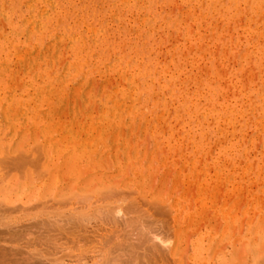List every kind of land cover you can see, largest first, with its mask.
<instances>
[{
	"label": "rangeland",
	"instance_id": "1",
	"mask_svg": "<svg viewBox=\"0 0 264 264\" xmlns=\"http://www.w3.org/2000/svg\"><path fill=\"white\" fill-rule=\"evenodd\" d=\"M263 17L264 0H0V264L261 260Z\"/></svg>",
	"mask_w": 264,
	"mask_h": 264
},
{
	"label": "bare ground",
	"instance_id": "2",
	"mask_svg": "<svg viewBox=\"0 0 264 264\" xmlns=\"http://www.w3.org/2000/svg\"><path fill=\"white\" fill-rule=\"evenodd\" d=\"M247 3H249V2L247 1ZM201 4H202V3H201ZM234 5H235V4H234ZM261 5H262V4H261ZM252 8H253V7H252ZM57 10H58V9H57ZM256 11H257V10H256ZM61 12H62V11H61ZM64 14H65V13H64ZM263 18H264V17H263ZM57 22H58V21H57ZM88 23H89V22H88ZM258 27H259V26H258ZM93 29H94V28H93ZM94 30H95V29H94ZM94 32H95V31H94ZM260 33H261V32H260ZM82 38H83V37H82ZM29 41H30V40H29ZM16 46H17V45H16ZM109 57H110V56H109ZM248 62H249V61H248ZM171 63H172V62H171ZM217 63H218V62H217ZM81 64H82V63H81ZM86 64H87V63H86ZM72 77H73V76H72ZM129 79H130V78H129ZM254 79H255V78H254ZM252 80H253V79H252ZM200 82H201V81H200ZM263 83H264V82H263ZM8 86H9V85H8ZM64 87H65V86H64ZM263 89H264V88H263ZM7 90H8V89H7ZM122 92H123V91H122ZM258 97H259V96H258ZM249 102H250V101H249ZM215 103H216V102H215ZM224 103H225V102H224ZM250 103L253 104L252 102H250ZM251 104H250V105H251ZM217 105H218V104H217ZM227 105H228V104H227ZM229 105H230V104H229ZM222 106H224V105H222ZM222 106H221V107H222ZM242 106H243V105H242ZM256 106H257V105H256ZM215 107H216V106H215ZM217 107H218V106H217ZM227 107H228V106H227ZM251 107H252V106H251ZM263 107H264V106H263ZM233 108H234V107H233ZM233 108H232V109H233ZM252 108H253V107H252ZM257 108H258V107H257ZM121 109H122V108H121ZM190 109H191V108H190ZM218 109H219V108H218ZM221 109H222V108H221ZM227 109H228V108H227ZM234 109H235V108H234ZM234 109H233V110H234ZM250 109H251V108H250ZM214 110H215V109H214ZM237 110H238V109H237ZM252 110H254V109H252ZM258 110H259V108H258ZM229 111H230V110H229ZM234 111H235V110H234ZM262 111H263V110H262ZM227 112H228V111H227ZM245 112H246V111H245ZM252 112H254V111H252ZM248 113H250V112H248ZM260 113H261V112H260ZM110 114H111V113H110ZM197 114H198V113H197ZM197 114H196V116H197ZM202 114H203V113H202ZM212 114H213V113H212ZM234 114H235V113H234ZM237 114H238V113H237ZM252 114H253V113H252ZM112 115H113V112H112ZM254 115H255V112H254ZM259 115H260V114H259ZM198 116H200V112H199V115H198ZM226 116H227V115H226ZM235 116H236V115H235ZM112 117H113V116H112ZM218 117H219V116H218ZM223 117H224V116H223ZM263 117H264V116H262V118H263ZM198 118H199V117H198ZM227 118H228V117H227ZM248 118H250V116H249ZM262 118H260V119H262ZM221 119H222V117H221ZM225 119H226V118H225ZM245 120H246V119H245ZM258 120H259V119H258ZM258 120L255 119V121H258ZM183 121H184V120H183ZM216 121H217V120H216ZM232 121H233V120H232ZM255 121H253V122H254V123H257V122H255ZM259 121H260V120H259ZM263 121H264V119H263ZM218 122H219V120H218ZM176 123H177V122H176ZM219 123H221V122H219ZM229 124H232V122H230ZM246 124H247V123H246ZM224 125H225V124H224ZM261 126H262V125H261ZM263 126H264V125H263ZM49 128H50V127H49ZM255 128H256V127H255ZM221 129H222V128H221ZM257 129H259V128L257 127ZM262 129H263V128H262ZM263 130H264V129H263ZM51 131H52V130H51ZM218 131H219V130H218ZM220 131H222V130H220ZM220 131H219V132H220ZM225 131H226V129H225ZM59 132H60V131H59ZM100 133H101V132H100ZM220 133H221V132H220ZM256 133H259V132H256ZM224 134H225V132H224ZM236 134H237V133H236ZM37 135H38V134H37ZM37 135H36V136H37ZM205 137H206V135H205ZM205 137H204V138H205ZM258 138H259V137H258ZM22 139H23V138H22ZM54 140H55V139H54ZM205 140H206V139H205ZM6 143H7V142H6ZM19 143H20V142H19ZM22 143H23V142H22ZM22 143H21V144H22ZM77 143H78V142H77ZM21 144H20V145H21ZM20 145H18V147H19ZM64 145H65V144H64ZM57 147H58V146H57ZM59 148H60V147H59ZM197 148H198V147H197ZM11 149H13L12 146H8V150H9L8 152H11ZM17 149H18V148H17ZM56 149H57V148H56ZM3 150H4V149H3ZM3 150L1 149V151H3ZM37 150H38V149H37ZM81 150H82V152H84V151H83L84 148H82ZM223 150H224V149H223ZM223 150H222V151H223ZM224 151H225V150H224ZM224 151H223V152H224ZM226 151H227V150H226ZM226 151H225V152H226ZM4 152H5V151H4ZM21 152H22V151H21ZM44 152H45V151H44ZM60 152H61V151H60ZM208 152H209V151H208ZM208 152H207V153H208ZM6 153H7V151H6ZM58 153H59V152H58ZM128 153H129V152H128ZM209 153H210V152H209ZM221 153H222V152H221ZM202 154H203V153H202ZM210 154H211V153H210ZM9 156H10V155H9ZM90 156H91V155H90ZM41 157H42V156H41ZM78 157H79V156H78ZM208 157H209V156H208ZM208 157H207V154H206V158H208ZM211 157H213V156H211ZM211 157H210V158H211ZM219 157L221 158V155H220ZM29 158H31V157H29ZM57 158H58V157H57ZM216 158H218V157H216ZM216 158H215V159H216ZM222 158H223V157H222ZM245 158H246V157H245ZM261 158H262V157H261ZM32 159H33V157H32ZM79 159H80V158H79ZM218 159H219V158H218ZM218 159H217V160H218ZM226 159H227V158H226ZM30 160H31V159H30ZM38 160H39V159H38ZM57 161H58V160H57ZM214 161H215V160H214ZM40 162H41V160H40ZM216 162H217V161H216ZM222 162H223V161H221V163H222ZM9 163H10V162H9ZM33 163H34V162H33ZM45 163H46V162H45ZM211 163H213L212 166L215 167V166H214L215 162L211 161ZM218 163H219V162H218ZM39 164H40V166H41L42 169H45V171H44V170H42V171H44V172H47V171H48V166H46V168H45V165H46V164L41 165V163L38 162L37 166H38ZM97 164H98V163H97ZM219 164H220V163H219ZM219 164H218V165H219ZM9 165H10V164H8V166H9ZM218 165H216V168H217ZM223 165H224V164H222V166H223ZM247 165H248V166L246 167V169H250V168H252V164L247 163ZM250 165H251V166H250ZM24 166H26V165H24ZM28 166H29V165H28ZM42 166H43L44 168H43ZM224 166H226V164H225ZM224 166H223V167H224ZM249 166H250V167H249ZM218 167H219V166H218ZM49 168H50V166H49ZM13 169H14V168H13ZM32 169H33V168H31V170H32ZM66 169H67V168H66ZM102 169H103V168H102ZM27 170H28V169H27ZM31 170H30V172H32ZM37 170L39 171V170H41V169L39 168V169H37ZM74 170H75V169H74ZM217 170H218V169H217ZM219 170H221V169L219 168ZM223 170H224V169H223ZM245 171H247V170H245ZM30 172H28V173H30ZM49 172H50V171H49ZM222 172H224V171H222ZM222 172H221V173H222ZM23 173H24V171H23ZM28 173H27V175H28ZM215 173H216V170H215ZM217 173H218V172H217ZM8 174H9V173H8ZM48 174H49V173H48ZM82 174H83V173H82ZM23 175H24V174H23ZM23 175H22V176H23ZM34 175H35V174H33V175L30 176V174H29V175L26 176V177H32V176H34ZM221 175H222V174H219V177H221ZM3 176H4V175H3ZM7 176H8V175H7ZM196 176H197V175H196ZM216 176H217V175H216ZM11 177H12V176H11ZM80 177H81V176H80ZM6 178H7V177H6ZM6 178H5V179H6ZM23 178H24V177H23ZM33 178H34V177H33ZM217 178H218V176H217ZM227 178H228V176H227ZM227 178H226V179H227ZM5 179L2 177V178L0 179V182L2 183ZM218 179H219V178H218ZM228 179H229V178H228ZM10 180H11V179H10ZM14 180H15V179H14ZM16 180H17V178H16ZM19 180H20V179H19ZM26 180H28V178H27ZM31 180H33V179H31ZM55 180H56V178H55ZM223 180H224V179H223ZM11 181H12V180H11ZM28 181H29V180H28ZM9 182H10V181H9ZM22 182H23V181H22ZM35 182L37 183V181L33 180V181L29 182V183H25L24 185H20V191H21V186L24 188V187L28 186L30 183L34 185ZM1 183H0V184H1ZM13 183H14V186H13V187H12V186H9V185L6 186V185H4V184L0 185V199H2L3 197H4V198L7 197L6 194H9L10 192H12V189H13V191H15V190L17 189V188H16V187H17V186H16L17 181H16V182H13ZM102 183H103V182H102ZM54 184H55V183H54ZM86 184H87V183H86ZM91 185H92V184H91ZM50 187H51V186H50ZM128 187H129V186H128ZM15 188H16V189H15ZM35 188H36V187H33L32 189H35ZM110 188H111V187H110ZM14 189H15V190H14ZM25 189H26V188H25ZM32 189H31V191H29L30 194H31L32 191H33ZM36 189H38V188H36ZM99 189H101V188L99 187ZM260 189H262V188H260ZM22 190H23V189H22ZM92 190H93V189H92ZM102 190H103V189H102ZM20 191H19V194H20ZM36 191H37V190H36ZM87 191H88V190H87ZM89 191H91V190H89ZM34 192H35V190L33 191V194H34ZM72 192H73V191H72ZM111 192H112V191H111ZM48 193H49V192H48ZM86 193H87V192H86ZM93 193H94V192H93ZM163 193H164V192H163ZM2 194H3V195H2ZM15 194H16V193H15ZM49 194H51V193H49ZM68 194H69V193H68ZM88 194H89V193H88ZM90 194H91V193H90ZM71 195H72V194H71ZM133 195H134V194H133ZM163 195H164V194H163ZM1 196H2V198H1ZM11 196H12V195H11ZM11 196H9V197H11ZM13 196H15V195H13ZM73 196H74V195H73ZM80 196H81V194H80ZM82 196H83V195H82ZM87 196H89V195H87ZM90 196H91V195H90ZM9 197H8L9 201H6V202H5V201L2 202V200H4V198H3V199L0 201V206L5 205V203L10 202L12 198L10 199ZM129 197H130V196H129ZM17 198H18V197H17ZM27 198H28V196H27ZM31 198H32V197H31ZM36 198H37V197H36ZM36 198H35V199H36ZM92 198H93V197H92ZM99 198H100V197H99ZM24 199H26V196H25ZM129 199H130V198H129ZM29 200H30V199H29ZM33 200H34V199H33ZM36 200H37V199H36ZM74 200H75V199H74ZM155 200H156V199H155ZM13 201H14V200H13ZM22 201H23V200H22ZM38 201H39V200H38ZM46 201H47V200H46ZM87 201H88V200H87ZM89 201H90V200H89ZM34 202H35V201H34ZM92 202H93V201H92ZM2 203H3V204H2ZM22 203H23V202H22ZM68 203H69V201H68ZM93 203L95 204V202H93ZM97 203H98V202H97ZM103 203H104V202H103ZM109 203H110V202H109ZM167 203H168V202H167ZM17 204H18V202H17ZM31 204H32V203H31ZM31 204H30V205H31ZM43 204H44V203H43ZM64 204H65V203H64ZM78 204H79V203H78ZM203 204H204V203H203ZM12 205H13V204H12ZM12 205H11V206H12ZM15 205H16V204H15ZM27 205H29V203H28ZM100 205L102 206V204H100ZM100 205H99V206H100ZM5 206H6V205H5ZM7 206H8V204H7ZM9 206H10V205H9ZM25 206H26V205H25ZM42 206H43V205H42ZM52 206H53V205H52ZM83 206H84V205H83ZM88 206H89V204H88ZM88 206H87V207H88ZM90 206H91V204H90ZM138 206H139V205H138ZM3 207H4V206H3ZM17 207H18V206H17ZM17 207H16L15 209H17ZM29 207H30V206H29ZM58 207H59V205H58ZM74 207H76V205H75ZM74 207H73V208H74ZM109 207H110V206H109ZM141 207H142V206H141ZM11 208H12V207H11ZM20 208H21V207H20ZM61 208H62V207H61ZM91 208H94V207H91ZM118 208H119V207H118ZM7 209L9 210L10 208H7ZM37 209H39V208H37ZM66 209H67V208H66ZM71 209H72V208H71ZM102 209H103V208H102ZM107 209H108V208H107ZM107 209H105V210H107ZM11 210L13 211L14 208H12ZM11 210H10V211H11ZM24 210H25V209H24ZM56 210H57V209H56ZM98 210H99V209H98ZM116 210H117V207H116ZM152 210H153V209H152ZM16 211H17V210H16ZM63 211H64V210H63ZM73 211H74V210H73ZM73 211H72V212H73ZM81 211H82V209H81ZM118 211H119V209H118L116 212H118ZM120 211H121V210H120ZM169 211H170V209H169ZM7 212H8V211H7ZM14 212H15V211H14ZM18 212H19V211H18ZM21 212H22V210H21ZM37 212H38V211H37ZM55 212H57V211H55ZM83 212H84V211H83ZM83 212H82V213H83ZM0 213H1V212H0ZM68 213H70V212H68ZM74 213H75V211H74ZM78 213H79V212H78ZM88 213H89V212H88ZM90 213H91V212H90ZM112 213H113V212H112ZM112 213H110V215H112ZM10 214H11V213H10ZM33 214H34V213H33ZM72 214H73V213H72ZM85 214H86V213H85ZM85 214H84L83 216H85ZM96 214H97V213H96ZM98 214H99V213H98ZM113 214H114V213H113ZM140 214H141V213H140ZM11 215H12V214H11ZM57 215H60V214H57ZM62 215H63V214H62ZM142 215H143V214H142ZM45 216H46V215H45ZM74 216H75V215H74ZM81 216H82V215H80V217H81ZM122 216H123V215H122ZM128 216H129V215H128ZM2 217H3V216H2ZM4 217H5V216H4ZM46 217H47V216H46ZM48 217H51V216H48ZM89 217H90V215H89ZM101 217H102V216H101ZM110 217H111V216H110ZM137 217H138V216H137ZM141 217H142V216H141ZM163 217H164V216H163ZM187 217H188V216H187ZM37 218H38V217H37ZM40 218H41V217H40ZM52 218H53V217H52ZM84 218H85V217H84ZM84 218H83V219H84ZM86 218H87V217H86ZM91 218H92V217H91ZM115 219H116V218H115ZM178 219H179V216H178ZM40 220H41V219H40ZM78 220H79V219H78ZM86 220H87V219H86ZM112 220H113V219H112ZM112 220H111V221H112ZM145 220H146V219H145ZM151 220H152V219H151ZM7 221H8V220H7ZM68 221H69V220H68ZM75 221H76V220H75ZM81 221H82V219H81ZM88 221H89V220H88ZM136 221H137V220H136ZM178 221H179V220H178ZM2 222H3V221H2ZM2 222H0V223L2 224ZM40 222H42V220H41ZM79 222H80V221H79ZM85 222H86V221H85ZM189 222H192V221L189 220ZM5 223H7V222H5ZM140 223H142V222H140ZM161 223H162V222H161ZM8 224H9V223H8ZM76 224H77V222H76ZM114 224H115V223H114ZM70 225H71V224H70ZM73 225H74V224H73ZM140 225H141V224H140ZM165 225H166V224H165ZM191 225H192V224H191ZM191 225H190V226H191ZM1 226H2V225H1ZM4 226H5V224H4ZM4 226H3V227H4ZM11 226H12V225H11ZM48 227H50V226L48 225ZM140 228H141V227H140ZM150 228H151V227H150ZM67 229H68V228H67ZM67 229H66V230H67ZM70 229H71V228H70ZM70 229H69V230H70ZM154 229H155V228H154ZM57 230H58V228H57ZM61 230H62V229H61ZM64 230H65V229H64ZM171 230H172V229H171ZM53 231H54V230H53ZM153 231H154V230H153ZM26 232H27V231H26ZM54 232H55V231H54ZM71 232H72V231H71ZM24 233H25V232H24ZM31 233H32V232H31ZM40 233H41V232H40ZM156 233H157V232H156ZM125 234H126V233H125ZM176 234H177V232H176ZM46 235H47V234H46ZM57 235H58V233H57ZM153 235H154V234H153ZM34 236H35V235H34ZM39 236H40V235H39ZM48 236H49V235H48ZM53 236H54V235H53ZM154 236H155V235H154ZM2 237H3V236H2ZM46 237H47V236H46ZM157 237H159V236H157ZM168 237H169V236H168ZM107 238H108V237H107ZM145 238H146V237H145ZM160 238H161V237H160ZM160 238H159V239H160ZM163 238H164V237H163ZM170 238H171V237H170ZM57 239H58V236H57ZM118 239H119V238H118ZM157 239H158V238H157ZM74 240H75V239H74ZM15 241H16V240H15ZM37 241H38V240H37ZM52 241H53V240H52ZM52 241H50V242L52 243ZM54 241H55V240H54ZM64 241H65V240H64ZM149 241H150V239H149ZM161 241H162V240H161ZM161 241H160V242H161ZM16 242H18V240H17ZM38 242H39V241H38ZM71 242H72V241H71ZM122 242H123V241H122ZM134 242H135V241H134ZM141 242H142V241H141ZM155 242H156V241H155ZM160 242H159V243L157 242L158 244L153 242L152 246H153V245H157V246H153V248H154V249H156V248L159 249L158 247H160V250H161V249H162V248H161V245H162V244H160ZM162 242H164V241H162ZM162 242H161V243H162ZM186 242H187V240H186ZM191 242H192V241H191ZM18 243H20V242H18ZM23 243H24V242H23ZM27 243H28V242H27ZM33 243H34V242H33ZM45 243H46V241H45ZM54 243H55V242H54ZM61 243H62V242H61ZM63 243H65V242H63ZM74 243H76V242H74ZM107 243H108V242H107ZM112 243H113V242H112ZM120 243H121V242H120ZM139 243H140V242H139ZM150 243H151V242H150ZM169 243H170V242H169ZM30 244H31V243H30ZM30 244H29V245H30ZM43 244H44V243H43ZM58 244H59V243H58ZM58 244H57V245H58ZM79 244H80V242H79ZM116 244H117V243H116ZM128 244L130 245V243H128ZM146 244H147V243H146ZM260 244H261V243H260ZM3 245H4V244H3ZM18 245H19V244H18ZM18 245H17V246H18ZM32 245H33V244H32ZM32 245H31V246H32ZM52 245H53V243H52ZM52 245H50V248H51ZM63 245H65V244H63ZM84 245H85V244H84ZM106 245H107V244H106ZM122 245H125V244H122ZM137 245H138V244H137ZM261 245H262V244H261ZM1 246H2V245H1ZM1 246H0V248H1ZM5 246H6V245H5ZM9 246H10V245H9ZM9 246H8V247H9ZM23 246H24V245H23ZM23 246H21V247H23ZM34 246H35V245H34ZM44 246H45V245H44ZM44 246H42V247H44ZM53 246H54V245H53ZM53 246H52V249L54 248ZM60 246H62V244H61ZM65 246H66V245H65ZM69 246H70V245H69ZM111 246H112V245H111ZM119 246H120V245H119ZM119 246H118V247H119ZM125 246H128V245H125ZM165 246H166V244H165ZM176 246H177V245H176ZM184 246H185V245H184ZM3 247H4V246H3ZM73 247H74V246L72 245V248H73ZM78 247H80V246H78ZM78 247H76V246L74 247V248H76V251H77ZM103 247H104V246H103ZM116 247H117V246H116ZM121 247H122V246H121ZM128 247H129V246H128ZM128 247H127V248H128ZM155 247H156V248H155ZM163 247H164V246H163ZM168 247H169V246H168ZM168 247H167V249H168ZM10 248H11V247H10ZM12 248H13V247H12ZM23 248H24V247H23ZM27 248H28V247H27ZM33 248L36 249L35 247H33ZM40 248H41V247H40ZM40 248H39V249L37 248L38 251L41 250ZM46 248H47V246H46ZM50 248H48V252H49V250H51ZM81 248H82V245H81ZM124 248H126V247H124ZM245 248H247V247H245ZM3 249H4V248H3ZM34 249H33V250H34ZM70 249H71V248H70ZM79 249H80V248H79ZM79 249H78V250H79ZM134 249L138 250V249H141V247H140V248H137V246H136V247H134ZM163 249H164V248H163ZM258 249H261V247H258ZM54 250H55V248H54ZM56 250H57V249H56ZM98 250H101V249H98ZM160 250H159V251H160ZM246 250H247V249H246ZM246 250H245V251H246ZM256 250H257V248H256ZM8 251H10V250H8ZM29 251H30V250H29ZM38 251H37V252H38ZM59 251H60V250H59ZM69 251H72V250H69ZM84 251H85V248H84ZM88 251H89V249H88ZM93 251H95V250H93ZM111 251H112V250L109 251V248H108V251H106V252H111ZM115 251H116V250H115ZM117 251H118V250H117ZM138 251H139V250H138ZM161 251H162V250H161ZM168 251H169V250H167V252H168ZM170 251H171V253H172L173 256H177V255H178V254L176 253V252H177V247H176V248H173V250L170 249ZM183 251H184V249H183ZM257 251H259V250H257ZM260 251H261V250H260ZM10 252H11V251H10ZM23 252H24V251H23ZM31 252H34V251H31ZM35 252H36V251H35ZM45 252H46V251H45ZM72 252H73V251H72ZM79 252H80V251H79ZM79 252H78V253H79ZM104 252H105V251H104ZM239 252H240V251H239ZM262 252L264 253V250H263ZM2 253H3V252H2ZM28 253L30 254V252H28ZM55 253H56V252H55ZM73 253H74V252H73ZM112 253H113V252H112ZM114 253H115V252H114ZM117 253H120V251H118ZM117 253L115 254V256L117 255ZM132 253L135 254L134 252H132ZM148 253H149V252H148ZM151 253H152V252H151ZM246 253H247V252H246ZM3 254H4V253H3ZM12 254H13V253H12ZM15 254H16V253H15ZM38 254H39V253H38ZM46 254H49V253H46ZM50 254H51V253H50ZM90 254L93 255L92 252H91ZM98 254H99V252H98ZM101 254H102V252L100 253V255H101ZM105 254H106V253H104V255H105ZM130 254H131V253H130ZM133 254L129 255V256L131 257L130 259H131V263H132V264H134V262H136V261L138 260V258H136V257H135V259H137V260H133V259H134V258L132 257ZM222 254H223V253H222ZM257 254H258V253H257ZM17 255H18V254H17ZM17 255H16V256H17ZM20 255H21V254H20ZM22 255H23V254H22ZM30 255H32V254H30ZM36 255H37V254H36ZM77 255H78V254H77ZM100 255H99V256H100ZM108 255H109V254L107 253V256H108ZM119 255H120V254H119ZM119 255H118V256H119ZM127 255H128V254H127ZM140 255H141V254H140ZM151 255H152V254H151ZM151 255H150V256H151ZM183 255H184V254H183ZM262 255H263V257L260 256V257H258V258L255 260V261H257L259 258L261 259V260H258V262H257L258 264H264V254H262ZM0 256H1V255H0ZM6 256H7V255H6ZM12 256L15 257L14 255H12ZM27 256H28V255H27ZM27 256H26V257H27ZM33 256H34V255H33ZM43 256H44V254H43ZM102 256H103V255H101L100 258H99L98 256H97V257H98V259H101ZM105 256H106V255H105ZM109 256H110V255H109ZM113 256H114V255H113ZM113 256H111V257L113 258ZM118 256H116V257H117V258H116L117 261H115V259H113V260H114V263H113V264H116V263H117V264H120V263L122 264V260H123V259L120 260V259H119L120 256H119V257H118ZM122 256H124L123 253H122ZM122 256H121V257H122ZM129 256H128V257H129ZM18 257H19V256H18ZM28 257H29V256H28ZM35 257H36V256H35ZM46 257H48V255H47ZM51 257H52V256H49V257H48V260H49V258H50V260H51V259H52ZM91 257H92V256H91ZM97 257H96V259H97ZM128 257H127V259H128ZM138 257H139V256H138ZM151 257H153V255H152ZM158 257H159V256H158ZM162 257H163V256H162ZM168 257H169V256H168ZM247 257H248V256H247ZM3 258H4V256H3ZM10 258H11V254H10ZM24 258H25V257H24ZM30 258H31V256L29 257V261H30ZM40 258H42L43 260L45 259V257H40ZM108 258H109V257H108ZM112 258H111L109 261H111ZM124 258H125V257H124ZM132 258H133V259H132ZM143 258H144V257H143ZM143 258H142V260H143ZM145 258H146V257H145ZM0 259H1V258H0ZM26 259H27V258H26ZM26 259H24V261H25ZM32 259H34V257H33ZM42 259H41V261H42ZM63 259H64V258H63ZM63 259H62V260H63ZM102 259H103V257H102ZM148 259H149V258H148ZM159 259H160V258H159ZM5 260H6V259H5ZM20 260H21V259H19V261H20ZM70 260H71V259H70ZM83 260H84V259H83ZM87 260H88V258H87ZM104 260H106V257H104ZM118 260H120L121 262L119 263ZM124 260H126V258H125ZM124 260H123V263L125 264L126 262H125ZM153 260H154V259H153ZM153 260H152V261H153ZM160 260H161V259H160ZM174 260L177 261V257H176ZM16 261H17L16 263H18V259H17ZM45 261L47 262V258L45 259ZM53 261H55V260H53ZM56 261H57V260H56ZM56 261H55V262H56ZM60 261H61V260H60ZM109 261H108V263L110 264L112 261H111V262H109ZM144 261H146V260H144ZM255 261H254V263H255ZM2 262H5V261H2ZM25 262H27V261H25ZM42 262H44V261H42ZM94 262H95V261H94ZM96 262H97L98 264L100 263V262H98V261H96ZM137 262H138V261H137ZM137 262H136V264H137ZM240 262H241V261H240ZM242 262H243V261H242ZM7 263H8V261H7ZM16 263H15V264H16ZM28 263H29V262H28ZM47 263H48V262H47ZM49 263H50V261H49ZM49 263H48V264H49ZM52 263H53V262H52ZM56 263H57V262H56ZM85 263H86V262H85ZM101 263H102V262H101ZM104 263L106 264V262H103V264H104ZM257 263H255V264H257ZM10 264H11V263H10ZM12 264H13V263H12ZM18 264H20V263H18ZM26 264H27V263H26ZM42 264H43V263H42ZM44 264H46V263L44 262ZM53 264H54V263H53ZM58 264H59V261H58ZM60 264H64V262H60ZM86 264H88V263H86ZM89 264H90V263H89ZM92 264H95V263H92ZM111 264H112V263H111ZM128 264H130V261H129ZM150 264H151V263H150ZM163 264H164V263H163ZM249 264H251V262H249Z\"/></svg>",
	"mask_w": 264,
	"mask_h": 264
}]
</instances>
